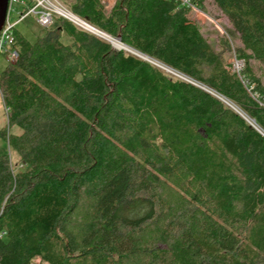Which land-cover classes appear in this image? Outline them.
Listing matches in <instances>:
<instances>
[{"label":"trees","instance_id":"trees-1","mask_svg":"<svg viewBox=\"0 0 264 264\" xmlns=\"http://www.w3.org/2000/svg\"><path fill=\"white\" fill-rule=\"evenodd\" d=\"M213 1L219 50L180 0L70 5L149 61L65 19L35 42L16 29L0 264H264V0Z\"/></svg>","mask_w":264,"mask_h":264},{"label":"built area","instance_id":"built-area-1","mask_svg":"<svg viewBox=\"0 0 264 264\" xmlns=\"http://www.w3.org/2000/svg\"><path fill=\"white\" fill-rule=\"evenodd\" d=\"M74 1L75 0H9L6 21L0 31V57L5 55L9 64L17 61L19 54L14 48L16 42L15 32L18 25L24 22L28 17H32L36 24L43 30H52L60 27V25L56 23V20L59 18L68 20L83 30L79 24V19L84 23L88 22L71 11L70 5ZM97 1L101 5L106 16L111 14L116 4V0ZM180 1L186 7L191 5V0ZM241 62L242 61H236L235 71H241L243 68Z\"/></svg>","mask_w":264,"mask_h":264},{"label":"rangeland","instance_id":"rangeland-1","mask_svg":"<svg viewBox=\"0 0 264 264\" xmlns=\"http://www.w3.org/2000/svg\"><path fill=\"white\" fill-rule=\"evenodd\" d=\"M198 1H202L203 9L198 8L195 5V3H193V1L191 0V5L189 7H187L190 9L189 13H188V19L192 22H197L198 24H200L205 37L209 40L210 44L213 46L214 49H216V50L222 49V44H221L222 39L229 38L228 33H227L231 27L229 19L222 13V11L217 7V5L214 3L213 0H198ZM18 29L31 42H35L37 37L41 36L43 34V32L45 31L39 25L36 24L35 20L32 17H28V18H26V20H24V22L20 23L18 25ZM83 30H84V28H83ZM90 34H92V33H90ZM101 39L109 43V41H107L103 38H101ZM231 40H232V44H234L236 41L233 38ZM62 41L66 45L71 43V39L65 34L63 35ZM227 56H228V63L232 64L233 67L235 68L236 67V61H238V60H236L234 52H227ZM241 63H242V67H244V63L243 62H241ZM7 64H8V62L6 60V56L2 55L0 57V72L4 69V67ZM154 64H156V63H154ZM256 70L258 71V73L260 75H262L263 80H264V70L261 68V66L259 64L256 65ZM165 72H166V70H165ZM170 74H172V73H170ZM172 75L177 77V78L181 77V76L177 75L176 73H174ZM7 118H8V115H7V112L5 110L3 99H2V96L0 93V127H6L7 126V124H8ZM249 122L251 123L253 121H249ZM15 131L17 132L18 130H15ZM5 153H8V155L10 156V159H11V162L13 165L12 167H13L14 171H18L22 166L21 157L16 152L11 151V149L9 148L7 143L0 140V155L5 154ZM33 264H40V260H36Z\"/></svg>","mask_w":264,"mask_h":264},{"label":"water","instance_id":"water-1","mask_svg":"<svg viewBox=\"0 0 264 264\" xmlns=\"http://www.w3.org/2000/svg\"><path fill=\"white\" fill-rule=\"evenodd\" d=\"M8 4H9V0H0V31H1V29H2V27L4 26V23H5V21H6V17H7V11H8ZM85 30V29H84ZM86 31V30H85ZM88 32V31H87ZM91 33V32H90ZM93 34V33H92ZM93 35H95V34H93ZM96 36V35H95ZM98 37V36H97ZM117 40L118 41H120L121 43H122V41H121V38L120 37H118L117 38ZM110 43V42H109ZM112 44V43H111ZM112 46H113V48H115V49H117V50H125V49H119V48H116L113 44H112ZM125 51H127V50H125ZM127 52H129V53H131V54H133V55H135V56H137V57H139V58H142V59H144V60H146V61H149V59H147V58H144V57H142L141 55H138L137 53H135V52H132V51H130V50H128ZM150 62H152V61H150ZM153 63V62H152ZM157 65V64H156ZM158 67H160V68H162V69H164V70H166L167 72H169V73H172V74H174L172 71H170L169 69H165V68H163V67H161L160 65H157ZM180 78H182V79H184V80H187V82H189V83H191V84H193V85H195V86H198L199 88H201V89H204V90H206V91H208L209 93H211V94H213V95H215V96H217L215 93H213L212 91H210V90H208V89H206L205 87H203V86H201V85H199V84H197V83H194V82H192V81H190V80H188V79H186V78H183V77H180ZM218 97V96H217ZM218 98H220L221 100H223L224 101V99L223 98H221L220 96L218 97ZM224 102H226V101H224ZM229 104V103H228ZM230 105V104H229ZM231 107H233L232 105H230ZM234 108V107H233ZM242 115V114H241ZM243 116V115H242ZM244 117V116H243ZM244 118H246V117H244ZM251 125L252 126H254V127H256L255 125H254V123L253 122H251Z\"/></svg>","mask_w":264,"mask_h":264},{"label":"bare ground","instance_id":"bare-ground-1","mask_svg":"<svg viewBox=\"0 0 264 264\" xmlns=\"http://www.w3.org/2000/svg\"><path fill=\"white\" fill-rule=\"evenodd\" d=\"M79 24H80L81 27L84 28L85 30H87V31H89V32H91V33H93V34H95V35H97V36H99V37H101V38H103V39L109 41L110 43H113V45H114L116 48H119V49H125V50H127V51L130 50V51H132V52H135L133 49H131V48L125 46L123 43H121V42L118 41L117 39L112 38L111 36H109V35H107L106 33L100 31L99 29H97V28L91 26V25L88 24V23H84L81 19H79ZM135 53H137V52H135ZM137 54H138V55H141V54H139V53H137ZM141 56H142V55H141ZM142 57L148 59V57H145V56H142Z\"/></svg>","mask_w":264,"mask_h":264}]
</instances>
